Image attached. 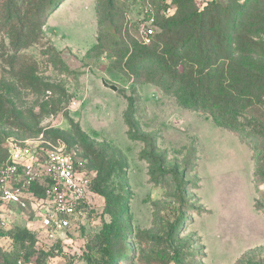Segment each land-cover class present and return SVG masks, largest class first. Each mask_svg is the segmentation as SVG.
Segmentation results:
<instances>
[{"label": "rangeland", "instance_id": "obj_1", "mask_svg": "<svg viewBox=\"0 0 264 264\" xmlns=\"http://www.w3.org/2000/svg\"><path fill=\"white\" fill-rule=\"evenodd\" d=\"M61 1L46 10L43 42L26 52L38 62V76L60 83L70 98L38 128L12 127L19 112H38L44 95L19 86L0 46V160L11 144L43 137L65 143L82 169L95 172L86 136L107 153L116 209L106 212L100 195L74 236L78 255L5 235L0 264H264V148L179 106L167 80L157 86L162 69L145 56L154 42L145 45L137 28L151 5L162 20L212 0H182L169 11L171 0ZM1 41L9 46L0 30ZM129 99L136 108L130 135ZM16 223L36 229L22 217Z\"/></svg>", "mask_w": 264, "mask_h": 264}, {"label": "trees", "instance_id": "obj_2", "mask_svg": "<svg viewBox=\"0 0 264 264\" xmlns=\"http://www.w3.org/2000/svg\"><path fill=\"white\" fill-rule=\"evenodd\" d=\"M59 1L28 0L20 3L18 0H0V30L9 42V46L4 41L0 43L3 51L1 60L19 86L44 95L38 112L18 113L11 125L14 128H38L44 119L56 116L62 104L70 98L60 83L45 81L38 76L39 64L26 52L45 39L46 10L64 2ZM180 1L171 0L169 6L164 5V10L169 11ZM144 9V20L149 16L155 18V33L149 43L143 40L148 46L154 42L152 50L145 56L158 61L162 69L156 85L167 80L166 92L179 106L205 115L216 126L235 136H244L251 142L256 140L263 149L264 0H245L242 3L239 0H212L202 9L185 10L177 17L164 16L162 20L156 18L152 5ZM142 25L139 23L137 26L141 31ZM135 115L134 101L129 99L125 118L129 135L136 129ZM82 137L85 150L97 163V169L88 171L82 169L76 160L75 163L81 171L96 173L93 190L107 200L106 212L114 213L116 206L106 186L113 176L106 160L107 153L98 149L102 147H97L94 141ZM117 153L123 158L121 152ZM36 190L42 195L41 186ZM13 207L22 215L17 206ZM25 214L31 219L34 216L30 209L25 210ZM22 219L28 222L25 216ZM2 230L0 237L7 235L13 242H28L34 237L39 240V233L24 223Z\"/></svg>", "mask_w": 264, "mask_h": 264}, {"label": "built area", "instance_id": "obj_3", "mask_svg": "<svg viewBox=\"0 0 264 264\" xmlns=\"http://www.w3.org/2000/svg\"><path fill=\"white\" fill-rule=\"evenodd\" d=\"M146 22L142 33L149 43L155 33V18L149 16ZM95 177L94 172L78 169L61 141L51 143L41 137L37 141L11 144L9 156L0 163L1 226L7 229L25 216L44 244L63 255H78L80 249L74 236L79 229L87 227L89 211L95 210L102 199L93 190ZM37 186L42 187V195L37 192ZM28 209L34 215L32 219L25 214Z\"/></svg>", "mask_w": 264, "mask_h": 264}, {"label": "water", "instance_id": "obj_4", "mask_svg": "<svg viewBox=\"0 0 264 264\" xmlns=\"http://www.w3.org/2000/svg\"><path fill=\"white\" fill-rule=\"evenodd\" d=\"M59 5H61V3H60ZM59 5H58V6H59ZM102 83H103V86H104L105 88H107V89H109V90H111V91H114V92H117V91H118V87H117V86H115V85H111V84L107 83L106 81H103Z\"/></svg>", "mask_w": 264, "mask_h": 264}]
</instances>
